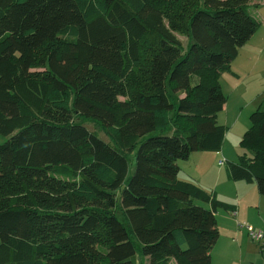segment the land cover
<instances>
[{
	"label": "trees",
	"instance_id": "obj_1",
	"mask_svg": "<svg viewBox=\"0 0 264 264\" xmlns=\"http://www.w3.org/2000/svg\"><path fill=\"white\" fill-rule=\"evenodd\" d=\"M251 1L0 0V264H211L234 206L178 160L221 148ZM238 145L227 178L264 197V99Z\"/></svg>",
	"mask_w": 264,
	"mask_h": 264
},
{
	"label": "crops",
	"instance_id": "obj_2",
	"mask_svg": "<svg viewBox=\"0 0 264 264\" xmlns=\"http://www.w3.org/2000/svg\"><path fill=\"white\" fill-rule=\"evenodd\" d=\"M251 5H255L252 9V13L255 16V18L259 20L258 27L254 32V34L246 41V43L238 49L237 54L231 61L229 69L220 74V76H222V74L225 73L227 74L228 81L230 80L228 85L231 87L229 96L226 97V102L222 110L224 109L227 115L228 112L231 111L233 115L231 122L225 120L229 126H227L225 123H222L221 125L225 127L226 132L228 131L230 134H232L233 138L242 137L243 133L249 127L247 124V120L249 122L250 111H253V109L255 110L258 107V105H260L261 102L260 99H264V88L260 87L256 83L255 81L256 71H254L257 65L264 63V11H262V9H264V0H252ZM241 48H245V52L242 55H239V50ZM246 109L248 110L244 114V111ZM244 116L245 119L242 120V117ZM216 121H217V117H216ZM222 148H220L218 152L192 153L188 157V159L181 161V163H178L179 165L178 178L181 180L193 181L202 189L208 192L212 191L218 200L230 204L227 201H231V200H229L228 194L225 192L229 190L230 185H223L221 190L223 194H219L217 187L213 185L212 186L205 185L204 172H202L204 170H208L210 167L211 168L214 167V165L216 164L215 161L219 156H221L227 162V160L223 157L225 155V152ZM231 159L232 160L230 161L233 162L234 158ZM181 171L184 172V176L182 177L180 176ZM243 186H247V185H231L232 191L230 190L232 192L231 195L235 197V199H233L232 201L237 205L236 207L237 213H235V215L238 216H242V213H246L250 208H252L253 202H257L256 203L258 205L257 209H261V207L264 206V197L260 196L258 194V191L256 192L255 189L252 190L253 200L251 201L249 200L243 203V201H241V196L239 194L240 193L239 189H243L244 188ZM205 207H209V205L206 204ZM219 211L224 212V210L219 208L215 212L216 215L215 217L217 219V222L219 220L220 223L230 224L233 235L236 236L237 234H239L241 235L242 241L245 240V236L247 233L246 229H239L238 227L239 222L231 220L230 217L226 215V213L224 214L223 212H219ZM234 211H235V206H234ZM261 213L262 211H259L260 215ZM244 217L250 219L248 215ZM251 225H253V222L249 225L250 229L251 228L253 229V227L257 228L256 230L260 229L259 227H255ZM235 229L237 231H243V232L241 233L236 232ZM233 248L236 249V245H234ZM239 248H241L240 245ZM230 253H231L230 249H228L227 252L228 257ZM138 260L139 258L137 257V262ZM137 262L135 263L132 262V263L137 264Z\"/></svg>",
	"mask_w": 264,
	"mask_h": 264
},
{
	"label": "rangeland",
	"instance_id": "obj_3",
	"mask_svg": "<svg viewBox=\"0 0 264 264\" xmlns=\"http://www.w3.org/2000/svg\"><path fill=\"white\" fill-rule=\"evenodd\" d=\"M262 11H264V9H262ZM177 37L181 41L183 47L185 48L188 43V37L185 34H177ZM244 52H245V48H241L239 50V55H242ZM254 71H256L255 73L256 83L260 87L264 88V63L257 65ZM192 82H194V79H192ZM229 82L230 80L228 81V76L226 73L220 76L219 83L222 87V92L226 97L229 96L230 89H231V87L228 85ZM247 110L248 109L244 111V114L245 112H247ZM220 111L217 114V122L220 124L225 123L227 126H229L225 120H228L229 122L232 121V118H233L232 112L229 111L227 115L224 109ZM251 112L252 111H250V113ZM244 119H245V116L242 117V120ZM247 124L249 126L248 120H247ZM85 126L90 131L96 132L97 136L101 138L102 140H104L105 142L111 143L109 136L106 135L105 133H102V129L97 124L92 123V122H87L85 123ZM165 132L166 133L164 134L169 135L171 134L172 130L165 131ZM147 136L148 135L144 136L143 138ZM240 140H241V137L233 138L232 134H230L228 131L225 132L221 148L223 147L222 149L225 152V155L223 157L227 160V162L225 161L222 165H219L218 159L221 158V156L218 155L219 157L216 159L215 161L216 164L214 165V167L212 168L210 167L208 170L202 171L204 172V178H205L204 182H205V185H211V186L213 185L217 187L219 194H223V192L221 191L223 185H230L229 190L225 192L228 194L229 200H231L227 202L235 206V211L234 212L219 211V212H223L224 214L226 213V215L230 217L231 220H234L239 223H245V224L250 225L253 222V225L251 226L259 227L260 228L259 230H264V206H262L261 209H257V206H258L256 204L257 202H253L252 208H250L246 213H242V216L235 215V213H237V208H236L237 205L233 203L232 201L233 199H235V197L231 195L232 194L231 185H247V186H243L244 187L243 189H239L240 190L239 194L241 196V201H243V203L249 200L250 201L253 200V195H252L253 189H255V191L257 192L255 182L248 183L245 181H232V180H228L227 178V167H228V163L231 162L230 160H232L231 158H234L233 162H235L237 161L239 155H242L243 151L238 146L239 144L238 142H240ZM138 145L139 144L136 145L135 150H133L131 155H129L128 157L127 178L130 177L133 173L134 153L136 149L138 148ZM181 161L182 160H178V163H181ZM198 172H201V171H198ZM180 176L181 177L184 176L183 171H181ZM209 193L213 194L212 191H209ZM195 203L201 206L202 205L206 206L205 203H202L199 201H195ZM259 211H262L261 215L259 214ZM247 215L250 219H247L244 217ZM216 227L218 230L219 237L213 249L211 250L212 264H264V251L261 250L260 245L256 240H253L248 236V233H246L245 240L242 241L241 235L239 234H237L236 236L233 235L230 224L220 223L219 220L217 222V219H216ZM253 229L251 228V230L256 231L257 228L253 227ZM235 231L239 233L243 232V231H237L236 229ZM234 245H236V249L233 248ZM239 245L241 246V248H239ZM228 249H230V252H231L229 257L227 255ZM131 261L133 263L137 262V255L133 256L131 258Z\"/></svg>",
	"mask_w": 264,
	"mask_h": 264
},
{
	"label": "built area",
	"instance_id": "obj_4",
	"mask_svg": "<svg viewBox=\"0 0 264 264\" xmlns=\"http://www.w3.org/2000/svg\"><path fill=\"white\" fill-rule=\"evenodd\" d=\"M224 162L225 160L222 157L218 159L219 165H222ZM238 227L239 229H246L248 236L251 239L256 240L259 243L261 250L264 251V230L253 231L250 229L249 225L245 223H238Z\"/></svg>",
	"mask_w": 264,
	"mask_h": 264
}]
</instances>
